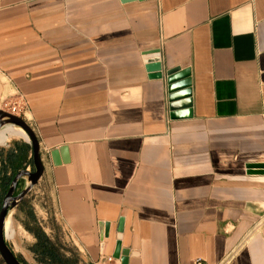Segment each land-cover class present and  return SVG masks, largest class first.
<instances>
[{"label": "crops", "instance_id": "1", "mask_svg": "<svg viewBox=\"0 0 264 264\" xmlns=\"http://www.w3.org/2000/svg\"><path fill=\"white\" fill-rule=\"evenodd\" d=\"M0 110L91 264H264V0H0Z\"/></svg>", "mask_w": 264, "mask_h": 264}, {"label": "rangeland", "instance_id": "2", "mask_svg": "<svg viewBox=\"0 0 264 264\" xmlns=\"http://www.w3.org/2000/svg\"><path fill=\"white\" fill-rule=\"evenodd\" d=\"M9 128L15 127H6L3 131ZM11 142L24 144L20 139ZM4 198L5 190H1L0 211ZM8 222L15 231L13 243L8 244L23 264H91L61 223L53 193L47 188H40L26 198L20 210L10 213ZM0 264H5L1 256Z\"/></svg>", "mask_w": 264, "mask_h": 264}, {"label": "water", "instance_id": "3", "mask_svg": "<svg viewBox=\"0 0 264 264\" xmlns=\"http://www.w3.org/2000/svg\"><path fill=\"white\" fill-rule=\"evenodd\" d=\"M189 72H183L181 69L175 68L167 72L168 92L170 94V100L175 101L178 97L176 95L182 87H186L187 84H177L180 78L188 76ZM162 77V75L160 76ZM178 105H171V110H176ZM6 127H15L22 129L28 136V143L30 144L33 152V165L34 172H20L12 182L9 192L4 198V202L0 211V256L5 264H23L20 259L15 255L10 248L5 232L6 222L10 216V212L15 209L26 196L38 185L44 174V164L42 161V154L40 151V145L38 139L32 130V128L21 117L15 116L3 110H0V132ZM52 159L54 165H60L58 160V152H52ZM20 180H25L27 187L21 192L20 195L15 196V192L19 185ZM127 252L122 250L121 243H118L114 258L121 259L123 264H127Z\"/></svg>", "mask_w": 264, "mask_h": 264}, {"label": "bare ground", "instance_id": "4", "mask_svg": "<svg viewBox=\"0 0 264 264\" xmlns=\"http://www.w3.org/2000/svg\"><path fill=\"white\" fill-rule=\"evenodd\" d=\"M15 139H20L23 141L28 142V136L27 134L19 128H9L5 131L0 132V147L6 146L8 143ZM9 218L6 222L5 232L7 236L8 242L12 241L15 236V231L12 226H9ZM13 243V241H12ZM16 253V251H14Z\"/></svg>", "mask_w": 264, "mask_h": 264}, {"label": "built area", "instance_id": "5", "mask_svg": "<svg viewBox=\"0 0 264 264\" xmlns=\"http://www.w3.org/2000/svg\"><path fill=\"white\" fill-rule=\"evenodd\" d=\"M196 264H204L203 262H201V261H198ZM225 264H227V263H225Z\"/></svg>", "mask_w": 264, "mask_h": 264}, {"label": "trees", "instance_id": "6", "mask_svg": "<svg viewBox=\"0 0 264 264\" xmlns=\"http://www.w3.org/2000/svg\"><path fill=\"white\" fill-rule=\"evenodd\" d=\"M7 183V181H4V183L3 184H6Z\"/></svg>", "mask_w": 264, "mask_h": 264}]
</instances>
